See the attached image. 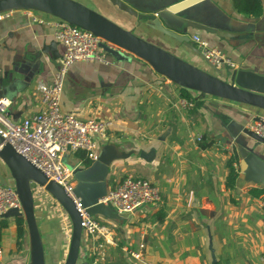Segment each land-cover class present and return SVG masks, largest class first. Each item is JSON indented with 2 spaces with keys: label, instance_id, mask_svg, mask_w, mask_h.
Masks as SVG:
<instances>
[{
  "label": "crops",
  "instance_id": "obj_1",
  "mask_svg": "<svg viewBox=\"0 0 264 264\" xmlns=\"http://www.w3.org/2000/svg\"><path fill=\"white\" fill-rule=\"evenodd\" d=\"M87 1L125 30L205 69L200 55L150 27L157 12L177 6V16L199 25L186 27L189 38L199 34L230 56L237 68L264 75V0H122L136 16L114 9L106 0ZM252 10L259 12L254 15ZM31 15L53 19L26 9L0 18V99L8 101L7 112L15 123L38 111L36 87L51 82L63 51L57 41L55 48L50 46L55 41L52 24L33 23ZM107 59L106 64L72 63L60 106L80 119L110 122L106 136L96 137L94 159L107 145L126 157L112 161L98 182L86 180L88 173L78 176L87 166L80 157L83 151H67L62 161L76 175L74 191L83 201L106 192L126 174L155 183L160 200L130 213L100 208L94 218L110 235L104 239L82 232L79 256L84 264H264V218L257 206L264 195L250 192L264 191V184L245 176L247 164L238 149L255 148L264 161V145L253 147L255 142L242 133L232 139L233 127L227 128L231 120L244 125L251 117H264V112L193 91L198 105L182 110L179 86L146 62L134 56ZM231 156L237 161V177L228 189ZM2 165L0 161V176H9ZM33 211L45 264H62L71 235L68 215L44 189ZM0 219L6 223L0 232V264H30L26 226L18 248L15 218ZM137 251L139 259L132 256Z\"/></svg>",
  "mask_w": 264,
  "mask_h": 264
},
{
  "label": "water",
  "instance_id": "obj_2",
  "mask_svg": "<svg viewBox=\"0 0 264 264\" xmlns=\"http://www.w3.org/2000/svg\"><path fill=\"white\" fill-rule=\"evenodd\" d=\"M106 1L114 9L126 15L136 16L134 9L122 0ZM176 8L177 6L165 9V12H157L156 17L150 21V27L200 55L198 49L191 42L186 29V27H199L198 23H193L185 17L177 16L176 13L180 10H176ZM17 9L46 13L88 30L105 42L101 44L102 49L112 51V53L107 52V56H112L116 60H129L131 56L139 58L146 62L155 73L179 87L196 92L201 96L208 95L234 102L249 107L257 113L264 112V75L257 74L249 69L215 68L203 58L205 69L200 68L136 36L100 12L75 0H0V13ZM220 35L225 37L223 34ZM57 44L56 41H53L50 46L55 48ZM110 46L112 48H109ZM230 126L233 127L234 131L233 133L229 130L232 139L242 133L255 142L253 147L258 144L264 145V139L248 131L243 124L231 120L227 128ZM245 148H238L243 161L247 164V169L243 170V173L250 180L264 184V177H260L262 172L264 173V161L260 158L261 153L255 152L253 150L255 148L252 147ZM111 151L112 148L109 145L103 147L96 159L92 160L84 169L78 171V176L83 178L88 173L86 180L98 182L100 178L105 176L112 161L126 157L123 153L118 154ZM0 161L13 181V187L21 204L20 210L8 209L0 217H21L24 220L30 245V264H45L43 247L34 217V197L31 183L42 187L50 194L69 217L71 235L66 257L62 264H84L85 259L79 256L82 237L80 215L63 188L54 181L48 180L38 168L18 154L1 137ZM92 174L96 175L92 176ZM0 183L6 185V181L2 176H0ZM104 194L105 192L100 193L98 191L90 201H83L79 197L81 204L86 208V213L94 216L100 208L106 207L103 203L98 202V199L102 198ZM210 250L212 252V249ZM211 257L214 260L213 253H211Z\"/></svg>",
  "mask_w": 264,
  "mask_h": 264
},
{
  "label": "built area",
  "instance_id": "obj_3",
  "mask_svg": "<svg viewBox=\"0 0 264 264\" xmlns=\"http://www.w3.org/2000/svg\"><path fill=\"white\" fill-rule=\"evenodd\" d=\"M9 12L0 13V18L8 16ZM30 17L33 23L52 24L54 39L62 46L63 51L51 82L39 83L36 87L39 96L37 112L15 123L7 112L8 101L0 99V137L38 168L48 180L54 181L63 188L80 215L83 233L90 237L107 239L110 235L108 228L99 223L93 215L86 213L80 198L75 195L73 170L63 163L62 155L67 151H83L87 158L94 159L97 149L96 137L106 136L110 122L104 119H80L72 112L62 110L60 106L63 81L70 65L75 62L108 63L101 46L105 42L90 31L65 20L53 17L51 21H47L35 15ZM190 40L201 57L215 68L238 67L230 56L211 47L199 34H192ZM178 104L182 110L186 111L195 106L193 100L184 97L179 98ZM244 127L264 139V117H251ZM31 187L35 201V198L40 197V189L43 188L34 183H31ZM159 200L160 190L155 183L126 174L107 190L98 202L112 207L117 213H130ZM257 206L260 215L264 218V196L258 198ZM8 209L20 210V200L14 187L0 183V216ZM142 248L143 244H140L139 250ZM140 255V251L132 253V256L137 259ZM1 258L2 248L0 247V263Z\"/></svg>",
  "mask_w": 264,
  "mask_h": 264
},
{
  "label": "trees",
  "instance_id": "obj_4",
  "mask_svg": "<svg viewBox=\"0 0 264 264\" xmlns=\"http://www.w3.org/2000/svg\"><path fill=\"white\" fill-rule=\"evenodd\" d=\"M254 10L251 11V13ZM259 12V10H256L255 12H253L254 15H257ZM180 89V96L187 98V99H191L194 101L195 106L198 105V101L196 100V97L194 95H192V91L179 87ZM194 106V108H195ZM193 108V109H194ZM201 138H198V141L201 143ZM80 157L82 158L83 164L88 165L90 163V159L87 158V156L85 155H80ZM236 165H237V161L236 158L234 156H231L228 161H227V167H228V173H227V177H226V188L228 189H232L234 187V182L235 179L237 177V169H236ZM250 192H252L255 196L258 195H264V191L261 190H257V189H251ZM24 220L21 217L15 218V226H16V245L18 248H20L21 246V242H22V238L24 236ZM6 226V223L4 222L3 219H0V232L1 229L4 228ZM1 236V235H0ZM1 238V237H0Z\"/></svg>",
  "mask_w": 264,
  "mask_h": 264
},
{
  "label": "rangeland",
  "instance_id": "obj_5",
  "mask_svg": "<svg viewBox=\"0 0 264 264\" xmlns=\"http://www.w3.org/2000/svg\"><path fill=\"white\" fill-rule=\"evenodd\" d=\"M75 1H77V2H79V3H81V4H83V5H85V6L89 7V8H91V9L94 8V6L91 5V4H89L87 0H75ZM108 50H109V49H107V52L112 53V51H108ZM2 166H4V165H2ZM3 169H4V168H3ZM73 176H74V174H73ZM74 178H76V175L74 176ZM4 179H5V181H6V184H8V182H9L10 184H12V185H8V186L13 187V181H12V179H11L8 175L5 174ZM34 190H37V189H34ZM37 199H38V198H35V201H36Z\"/></svg>",
  "mask_w": 264,
  "mask_h": 264
}]
</instances>
